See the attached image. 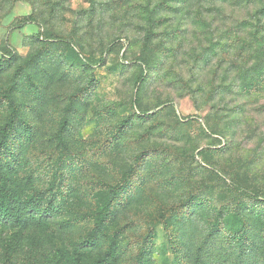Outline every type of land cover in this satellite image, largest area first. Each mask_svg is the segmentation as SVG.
<instances>
[{"label":"rangeland","instance_id":"obj_1","mask_svg":"<svg viewBox=\"0 0 264 264\" xmlns=\"http://www.w3.org/2000/svg\"><path fill=\"white\" fill-rule=\"evenodd\" d=\"M221 4L0 0V181L37 206L0 264H264V0Z\"/></svg>","mask_w":264,"mask_h":264},{"label":"trees","instance_id":"obj_2","mask_svg":"<svg viewBox=\"0 0 264 264\" xmlns=\"http://www.w3.org/2000/svg\"><path fill=\"white\" fill-rule=\"evenodd\" d=\"M193 1L195 0H192V2ZM205 1L206 2L208 1L212 5H217V2H221L222 3L221 5H228L231 1H236L238 3L243 2L246 7H251V5L254 3V0H205ZM181 3H183V1ZM213 53L214 51H209V56L211 57ZM204 56L206 55L204 54L201 57L203 58ZM187 119L194 120L193 118L192 119L187 118ZM6 144H7V136H6V132L4 131L2 133V138L0 140V158L6 148ZM1 167L2 165L0 162V177H1ZM125 183L126 182H122V184H119L118 188L123 189L125 187ZM19 194H20L19 191L10 190V186L5 181L2 182L0 181V222H5L12 226H22L24 224V220H23L24 212L28 209L37 207L35 202H30L31 204H29V202L22 199ZM37 200L40 201L42 205H43V201H46L48 205L52 206L55 202V194L51 196H45L43 192H38ZM260 201H264V200H260ZM175 212H176L175 207L167 209L164 214L156 218L155 222L162 224L168 219L169 216H172L173 213ZM105 217L106 216H103L98 222V224H96L94 228L90 230L84 242V246H92L96 244L99 236L103 234L105 230V223H106ZM235 220L237 222V218H235ZM237 226L238 227L233 229L232 231L234 233V236L239 239V244L241 248L244 249L249 241V236L247 234V227L244 221H242L241 219H239V224L237 222ZM115 249L113 242V244L105 254H103L102 256H100V258H98L97 260L93 261L90 264H118L119 261L118 259H116L117 257L115 255L116 252ZM145 255H146V250L143 247H141L136 257L131 262V264H145ZM197 264H204L200 259V257L197 260Z\"/></svg>","mask_w":264,"mask_h":264}]
</instances>
